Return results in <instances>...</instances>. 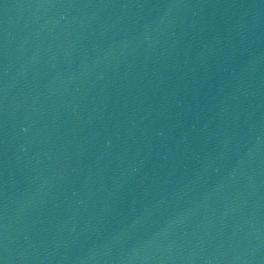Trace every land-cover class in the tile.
Listing matches in <instances>:
<instances>
[{
	"label": "water",
	"instance_id": "1",
	"mask_svg": "<svg viewBox=\"0 0 264 264\" xmlns=\"http://www.w3.org/2000/svg\"><path fill=\"white\" fill-rule=\"evenodd\" d=\"M0 264H264V0H0Z\"/></svg>",
	"mask_w": 264,
	"mask_h": 264
}]
</instances>
